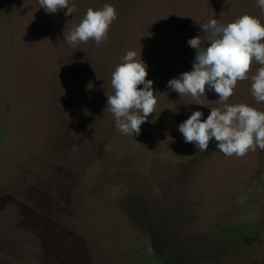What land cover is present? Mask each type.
<instances>
[{
	"label": "rangeland",
	"instance_id": "rangeland-1",
	"mask_svg": "<svg viewBox=\"0 0 264 264\" xmlns=\"http://www.w3.org/2000/svg\"><path fill=\"white\" fill-rule=\"evenodd\" d=\"M0 0V264H264V150L199 152L179 124L193 110L247 104L248 79L218 100L170 91L189 71L209 19L251 14L255 0ZM111 4L107 39L64 38L89 7ZM135 50L154 81L155 112L130 136L106 108L111 74ZM140 87V86H138ZM106 93V94H105Z\"/></svg>",
	"mask_w": 264,
	"mask_h": 264
},
{
	"label": "clouds",
	"instance_id": "clouds-1",
	"mask_svg": "<svg viewBox=\"0 0 264 264\" xmlns=\"http://www.w3.org/2000/svg\"><path fill=\"white\" fill-rule=\"evenodd\" d=\"M264 13V0H255ZM40 8L47 13L65 9V15L72 14L75 5L70 0H39ZM117 11L111 4L102 8L89 7L82 20L75 25L65 40L70 44L86 42L93 38L97 44L107 39ZM207 37L205 45L201 36H194L188 44L195 49L192 68L178 77L169 79L170 91L191 95L194 99L212 91L218 100L226 101L234 91L238 80L248 79L253 62L264 65V23L251 14H243L229 23L209 19L199 24ZM128 50L121 57L111 74L114 94L106 95V108L113 114L115 127L123 134L137 136L141 124L155 112L158 91L154 81L146 79L148 66L141 54ZM251 93L256 101L264 102V66L251 76ZM140 86V87H138ZM106 94V93H105ZM203 105L198 99L195 103ZM201 110H193L186 120L179 124V131L185 142H194L199 152L209 149L214 138L216 149L226 156H243L249 150H264V111L247 104H224L221 108H210L206 118Z\"/></svg>",
	"mask_w": 264,
	"mask_h": 264
}]
</instances>
